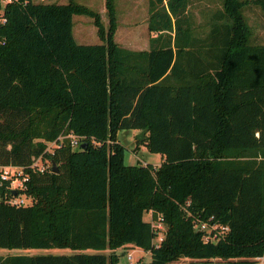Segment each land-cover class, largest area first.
<instances>
[{"label": "trees", "instance_id": "16d2710c", "mask_svg": "<svg viewBox=\"0 0 264 264\" xmlns=\"http://www.w3.org/2000/svg\"><path fill=\"white\" fill-rule=\"evenodd\" d=\"M252 2L264 12V0H220L199 30L191 0H147L146 49L115 42L113 0L106 30L76 0L5 2L0 165L27 179L15 189L0 182V247L73 251L0 254V264H117L103 250L125 243L151 251L142 264H255L264 254V41L244 14ZM74 14L93 18L101 42L76 41ZM143 128L141 142L164 156L157 167L125 162L118 130ZM21 193L32 202H10ZM149 209L166 224L159 244ZM202 222L227 230L208 241Z\"/></svg>", "mask_w": 264, "mask_h": 264}, {"label": "rangeland", "instance_id": "374dc122", "mask_svg": "<svg viewBox=\"0 0 264 264\" xmlns=\"http://www.w3.org/2000/svg\"><path fill=\"white\" fill-rule=\"evenodd\" d=\"M43 1H59L62 3L68 2V0H43ZM79 3L96 10L99 13V17L103 23L104 29L108 27V15L106 0H76ZM253 3V2H252ZM249 3L244 8V14L247 17L248 23L251 26L253 35L258 41H264V12L261 7L255 3ZM116 26L113 33L115 42L121 46L130 47L134 49H144L148 47V39L150 32L147 27L148 9L147 0H113ZM220 5V0H191L189 6L193 13L195 26L199 30L207 29L208 16L213 8ZM73 35L79 43H97L101 42L96 26L93 22V18L86 14H74L73 17ZM141 129H119L117 138L121 143L125 145L124 159L126 163H135L145 165L148 162L154 167H157L161 163V159L156 152H151L145 146V143L138 139L137 134ZM145 135V132H144ZM144 138V137H143ZM50 147L54 145V142H47ZM38 165L44 164L49 166V160L42 162L41 159H37ZM14 176L12 175V178ZM19 179L14 178L12 182V188L19 187ZM18 185V186H17ZM19 197L22 203H31L32 196L26 193H21ZM157 213V212H156ZM144 218L150 219L157 230V236L154 238V242L159 244L163 237V231L166 228V224L163 221L162 213L153 217L152 210L149 209L144 213ZM207 223L205 227H201V223L196 227L203 231V238L208 241H217L223 233V228L219 227L217 223ZM218 225V227H216ZM73 249L69 247H0V254L6 253H27V254H42V253H70ZM90 251V250H89ZM114 251L118 255L117 264H142L148 263L151 260V251L149 249H143L134 245L133 243H125L117 246L113 249L106 248L103 250L105 253ZM255 264H264V254L260 257H256ZM180 261H190L191 257L182 255L179 258ZM215 262L225 261L223 258H213ZM231 264H252V262L243 261L242 258L230 259Z\"/></svg>", "mask_w": 264, "mask_h": 264}, {"label": "built area", "instance_id": "2783aa9c", "mask_svg": "<svg viewBox=\"0 0 264 264\" xmlns=\"http://www.w3.org/2000/svg\"><path fill=\"white\" fill-rule=\"evenodd\" d=\"M7 1H10V0H0V22H4L6 20L4 14H3V6H4L5 2H7ZM71 141L73 144H77L78 138L72 137ZM34 164L38 165L37 160L34 162ZM12 175L14 176L13 178H12ZM14 178L19 179V181H20L19 187H22L23 182L27 179V176L24 174L22 167H18V166H14V165H0V182L4 179H11V186H12V182H13ZM10 202L22 203L21 199L19 197H16V196L12 197L10 199ZM206 224H207V222H202L201 227H205ZM213 225L215 226V224H213ZM216 227H218V225H216ZM221 227L223 228V231L227 230L226 225H222Z\"/></svg>", "mask_w": 264, "mask_h": 264}, {"label": "water", "instance_id": "95a60500", "mask_svg": "<svg viewBox=\"0 0 264 264\" xmlns=\"http://www.w3.org/2000/svg\"><path fill=\"white\" fill-rule=\"evenodd\" d=\"M144 132H146V128L141 129L140 132L137 134V137H138L139 140L143 139V137H144ZM53 169H54V170H57V167L54 166Z\"/></svg>", "mask_w": 264, "mask_h": 264}, {"label": "crops", "instance_id": "0c3cea01", "mask_svg": "<svg viewBox=\"0 0 264 264\" xmlns=\"http://www.w3.org/2000/svg\"><path fill=\"white\" fill-rule=\"evenodd\" d=\"M128 48H130V47H128ZM148 48V47H147ZM132 49H134V48H132ZM144 49H146V48H144ZM158 154V157L162 160L163 158H164V156L162 155V154H160V153H157Z\"/></svg>", "mask_w": 264, "mask_h": 264}]
</instances>
